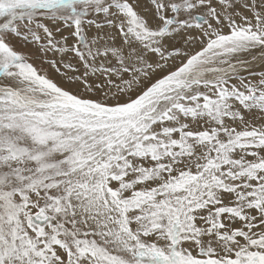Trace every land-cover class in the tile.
I'll list each match as a JSON object with an SVG mask.
<instances>
[{"label":"snow or ice","instance_id":"snow-or-ice-1","mask_svg":"<svg viewBox=\"0 0 264 264\" xmlns=\"http://www.w3.org/2000/svg\"><path fill=\"white\" fill-rule=\"evenodd\" d=\"M0 264H264V0H0Z\"/></svg>","mask_w":264,"mask_h":264}]
</instances>
